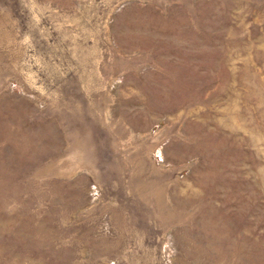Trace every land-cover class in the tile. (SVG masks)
Masks as SVG:
<instances>
[{
    "label": "rangeland",
    "instance_id": "374dc122",
    "mask_svg": "<svg viewBox=\"0 0 264 264\" xmlns=\"http://www.w3.org/2000/svg\"><path fill=\"white\" fill-rule=\"evenodd\" d=\"M0 264H264V0H0Z\"/></svg>",
    "mask_w": 264,
    "mask_h": 264
}]
</instances>
